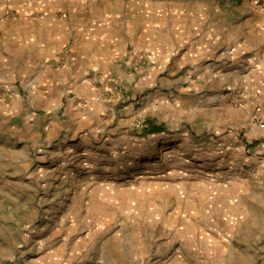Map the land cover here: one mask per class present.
<instances>
[{
    "label": "rangeland",
    "instance_id": "374dc122",
    "mask_svg": "<svg viewBox=\"0 0 264 264\" xmlns=\"http://www.w3.org/2000/svg\"><path fill=\"white\" fill-rule=\"evenodd\" d=\"M45 1L56 0H0V264H264V77L208 92L195 70L127 68L125 52L107 74L84 42L91 24L116 25V0L87 11ZM186 9L264 17V0ZM51 17L61 39L41 97L24 73L38 53L20 43ZM98 76L120 84L82 98L79 84L101 87ZM150 123L166 129L145 134Z\"/></svg>",
    "mask_w": 264,
    "mask_h": 264
},
{
    "label": "crops",
    "instance_id": "0c3cea01",
    "mask_svg": "<svg viewBox=\"0 0 264 264\" xmlns=\"http://www.w3.org/2000/svg\"><path fill=\"white\" fill-rule=\"evenodd\" d=\"M86 1L70 0L69 5L81 4L87 11L103 2L95 0L92 6ZM196 1L208 0H116L118 20L115 26L110 25L108 33H100L98 24L86 28L91 39L86 40L84 46L94 55L91 66L108 74L110 65L117 62V55L125 52L127 68L195 70L198 84L209 89L208 92L217 85L227 89L234 88L236 83L251 86L258 72L264 77V17H181L188 5ZM61 2L45 1L43 9L54 10ZM34 28L27 30L30 35L26 44L19 42L24 45L22 47L38 53V59L24 67V73L29 86L36 87L34 95L47 97L51 91L45 85L56 78L48 72V64L58 50L61 24L51 17L39 21ZM128 48L131 50L126 52ZM11 72L17 76L18 70L15 68ZM64 75L58 78L67 80ZM102 78L106 77L100 78L101 87L89 80L80 83L79 95L84 99L94 94L108 98L120 82L113 80L109 85L108 79ZM72 83H75L74 78ZM255 130L254 127L249 134L257 136L259 133Z\"/></svg>",
    "mask_w": 264,
    "mask_h": 264
},
{
    "label": "built area",
    "instance_id": "2783aa9c",
    "mask_svg": "<svg viewBox=\"0 0 264 264\" xmlns=\"http://www.w3.org/2000/svg\"><path fill=\"white\" fill-rule=\"evenodd\" d=\"M261 92L262 91L259 90L254 96V98L256 99V113L254 120L256 122V125L264 128V110H263V104L260 102ZM228 94L232 102L235 103L236 105H240V106L245 105L247 97L243 93L230 89Z\"/></svg>",
    "mask_w": 264,
    "mask_h": 264
},
{
    "label": "trees",
    "instance_id": "16d2710c",
    "mask_svg": "<svg viewBox=\"0 0 264 264\" xmlns=\"http://www.w3.org/2000/svg\"><path fill=\"white\" fill-rule=\"evenodd\" d=\"M166 128L163 125H155L153 123H150V126L146 127L143 132L145 134H149V133H157V132H162L164 131Z\"/></svg>",
    "mask_w": 264,
    "mask_h": 264
}]
</instances>
